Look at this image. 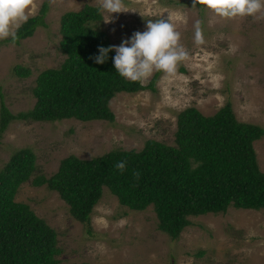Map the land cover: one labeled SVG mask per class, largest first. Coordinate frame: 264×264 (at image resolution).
<instances>
[{
	"label": "rangeland",
	"instance_id": "rangeland-1",
	"mask_svg": "<svg viewBox=\"0 0 264 264\" xmlns=\"http://www.w3.org/2000/svg\"><path fill=\"white\" fill-rule=\"evenodd\" d=\"M176 1L124 0L134 11L113 13L105 23L110 14L102 10V20L95 23L108 33L113 46H119L134 32L145 31L148 21L167 19L188 52L175 76L161 73L155 90L117 93L110 100L113 123L74 118L12 121L0 133V168L14 148L30 147L36 153V173L50 176L69 154L89 159L117 148L138 150L150 138L172 144L177 113L191 106L212 115L229 101L239 121L264 127V19H225L203 5L193 8L192 0ZM36 2V14L43 2L48 4L47 26H38L18 44H0V99L13 113L32 108L36 76L64 58L59 48L62 13L86 3L98 5L97 0ZM196 21L201 22L202 45L195 43ZM16 65L30 69V75H16ZM253 145L264 171V137ZM103 189L91 215L90 232L45 185L28 181L15 199L26 202L56 230L60 264H264V208L229 207L225 213L191 217L192 224L173 240L158 229L151 206L128 209Z\"/></svg>",
	"mask_w": 264,
	"mask_h": 264
},
{
	"label": "trees",
	"instance_id": "trees-1",
	"mask_svg": "<svg viewBox=\"0 0 264 264\" xmlns=\"http://www.w3.org/2000/svg\"><path fill=\"white\" fill-rule=\"evenodd\" d=\"M47 11L48 4L43 2L38 13L18 29L15 44L32 36L38 26H47ZM101 12L98 5L86 3L79 10L62 13V62L36 76L32 108L13 113L1 97L0 133L15 120L74 118L113 123L110 100L117 93L155 90L162 72H155L148 84L141 85L115 71V51L108 53L103 64L90 59L99 55V47L113 46L108 33L96 27ZM6 42H12L11 38L0 44ZM14 72L26 77L31 71L16 65ZM263 137L264 127L239 121L227 101L212 115L194 106L179 111L172 144L150 138L138 150L117 148L89 159L69 154L50 176L36 173V153L30 147L14 148L0 168V264H60L56 230L26 202L15 199L28 181L57 192L73 218L88 226V232L103 188L128 209L151 206L158 229L173 240L192 224L191 217L225 213L229 207L263 209L264 171L253 145ZM120 161L127 162L123 172L116 168ZM135 172L140 173L138 179Z\"/></svg>",
	"mask_w": 264,
	"mask_h": 264
},
{
	"label": "clouds",
	"instance_id": "clouds-1",
	"mask_svg": "<svg viewBox=\"0 0 264 264\" xmlns=\"http://www.w3.org/2000/svg\"><path fill=\"white\" fill-rule=\"evenodd\" d=\"M97 3L101 10L110 14L105 23L111 21L113 13L134 11L125 5L124 0H97ZM197 5H203L225 19H264V0H192V7L196 8ZM37 10L36 0H0V40L11 38L15 44L18 29ZM194 27L195 43L204 44L201 22L196 21ZM110 51L116 53L112 58L115 71L121 77L141 85L146 84L155 72H162L167 77L175 76L179 64L188 59V52L180 44V33L164 18L155 22L148 21L145 31L134 32L130 40L122 41L119 46L99 47V55L90 59H94L97 64H103ZM126 166V161H120L116 168L123 172ZM134 176L138 179L140 173L135 172Z\"/></svg>",
	"mask_w": 264,
	"mask_h": 264
}]
</instances>
